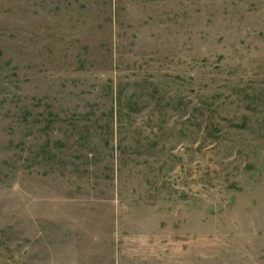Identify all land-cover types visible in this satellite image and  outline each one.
I'll list each match as a JSON object with an SVG mask.
<instances>
[{"label":"rangeland","instance_id":"374dc122","mask_svg":"<svg viewBox=\"0 0 264 264\" xmlns=\"http://www.w3.org/2000/svg\"><path fill=\"white\" fill-rule=\"evenodd\" d=\"M0 264H264V0H0Z\"/></svg>","mask_w":264,"mask_h":264}]
</instances>
